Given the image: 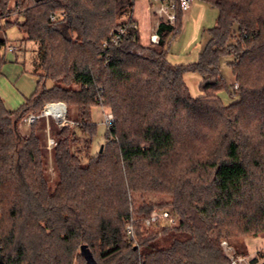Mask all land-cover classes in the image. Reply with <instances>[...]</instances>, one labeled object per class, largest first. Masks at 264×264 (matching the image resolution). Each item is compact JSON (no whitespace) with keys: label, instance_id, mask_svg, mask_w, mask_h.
Instances as JSON below:
<instances>
[{"label":"trees","instance_id":"1","mask_svg":"<svg viewBox=\"0 0 264 264\" xmlns=\"http://www.w3.org/2000/svg\"><path fill=\"white\" fill-rule=\"evenodd\" d=\"M137 1L0 0V31L17 26L23 42L40 44L45 80L16 111L0 97V166L12 181L9 192L0 184V264H77L75 247L89 264L83 245L94 264H232L224 241L264 234V0H199L219 16L187 65L170 63L167 44L183 28L180 0H167L176 23L160 20V42L147 46L137 22L122 20ZM17 9L25 16L13 22ZM124 26L121 43L104 47ZM6 47L0 40V74ZM226 57L234 58L231 86ZM189 75L202 80L197 98ZM48 103L65 104L78 123L58 133L53 183L37 122L21 130ZM96 107L114 123L92 155ZM157 209L176 224L146 228Z\"/></svg>","mask_w":264,"mask_h":264},{"label":"rangeland","instance_id":"2","mask_svg":"<svg viewBox=\"0 0 264 264\" xmlns=\"http://www.w3.org/2000/svg\"><path fill=\"white\" fill-rule=\"evenodd\" d=\"M151 2V0H150ZM154 6V5H153ZM151 6L149 4V0H139L135 6V18L139 20V29L141 32V43L147 46L150 45V35L152 33H156V25L158 23V16L151 18L150 13ZM16 11H24V9H17ZM14 11V12H16ZM12 12L11 14H13ZM185 16V15H184ZM219 16L218 9L214 6L206 4L202 1L195 0L192 3V8L186 13V16L183 20V28L181 33L178 36L171 34L167 38V44L169 47V52L171 55L183 58L190 55L194 50H201L204 42V33L206 30L212 29L215 27L217 19ZM131 17L130 13H126L122 20ZM10 20L14 22L16 17H10ZM4 23H2L3 26ZM24 34L17 26H11L6 30V32L0 31V40H5L8 46H16L17 51L15 54H11L3 49L2 56L5 59V64L1 69L0 74V89L1 95H3V99L6 102V108L10 111H16L20 108L22 104L14 103V94L9 91L4 85V81H6L9 77L12 79V83L15 85L17 83V78L13 75L16 74L14 67H18L19 70L24 74L27 80L30 81L32 94L28 98H30L36 90L37 83L39 78L41 82H44L43 71L38 68L41 64V56H40V44L25 41L23 42ZM16 59V60H15ZM234 60L233 57H226L222 60L221 63V73L223 78L225 79L228 86H231L234 83V78L231 74L230 68L228 64ZM7 75V78L5 76ZM198 78L191 77L188 80V85L191 89V95L193 98L198 96ZM46 89H49L53 86L51 81H46ZM236 89V88H235ZM7 97V100L5 99ZM225 97V96H224ZM229 99V98H228ZM8 100L10 102H8ZM230 101V100H229ZM11 103V104H10ZM50 104V103H48ZM63 104V103H62ZM65 105V104H64ZM66 106V105H65ZM67 108V115L65 121L69 124L61 125L60 122L55 121L52 117H42L38 122L37 126L40 127L44 119H49L51 124L48 140L54 139L57 143L58 133L63 128H75L77 127V115L74 113L75 111ZM110 110L106 108L96 107L92 111V120L96 124V135L91 138L92 146L91 153L92 155H96L97 152H100L101 146H105L106 135L108 128L105 125V117L110 114ZM34 114V113H33ZM35 115H38L35 113ZM40 115V114H39ZM22 124H26L22 122ZM72 124V125H71ZM28 125V124H27ZM1 142V140H0ZM2 145V142L0 143ZM57 146V145H56ZM55 146V147H56ZM55 147L52 149L54 150ZM47 155V150L45 151ZM101 154V153H100ZM48 180L53 183L55 178L54 170L49 169L47 172ZM0 184H4L6 186L7 191L9 192L12 187V181L9 174L5 171L4 167L0 166ZM152 198V197H151ZM162 199V198H161ZM157 196H154V200H162ZM140 204V200H138V196L135 197L134 207ZM227 243L226 246H223L225 254L229 259L240 258L243 261V264H264V234L260 235V237L254 239L251 237H239L234 238L228 241H224ZM223 242V243H224ZM222 243V244H223ZM248 245V246H247ZM246 246V249H245ZM249 248V249H248ZM74 252L77 255L75 262L78 264H85L84 260L80 257V247H75ZM79 257V258H78ZM98 259V257H96Z\"/></svg>","mask_w":264,"mask_h":264},{"label":"built area","instance_id":"3","mask_svg":"<svg viewBox=\"0 0 264 264\" xmlns=\"http://www.w3.org/2000/svg\"><path fill=\"white\" fill-rule=\"evenodd\" d=\"M195 0H180L179 1V6L185 15L186 13L189 12V10L192 8V3ZM154 5V6H153ZM151 8L154 11V13L160 18V20H163L165 23L168 25H175L176 23V6L169 3L167 0H151ZM16 17L22 18L25 16L24 11H16L13 14L10 15V17ZM63 14L61 15H52L51 16V22H56L59 18L63 19ZM6 18H0V26H2V23H4ZM127 26H124L115 32L112 33L111 39L109 42L104 43V47H111V46H118L121 41L123 40L125 33H126ZM160 42V37L156 33H153L150 36V43L153 45H158ZM17 47L16 46H8L7 51L9 53H14L16 51ZM235 88L237 89L238 86L236 85ZM67 115V108L64 104L62 103H50L47 104L43 110V112L40 115H35V114H30L24 119V123L32 126L36 122H38L42 117H52L55 121L60 122L61 125L64 124H69L68 122L65 121ZM105 125L107 128H111V126L114 123V116L112 113L106 115L105 117ZM72 125V124H71ZM48 145L50 148H53L57 145V142L54 139H49L48 140ZM177 222V219L168 211H163V210H155L152 215L144 220V224L146 228H152L157 224H167L169 226L175 225ZM136 220L130 219L129 221L126 222L125 224V229L127 231V234L130 236V238L133 241H136L137 239V232H136ZM223 246H226L227 243L224 242L222 244ZM231 263L232 264H243L242 259L237 258H231Z\"/></svg>","mask_w":264,"mask_h":264},{"label":"crops","instance_id":"4","mask_svg":"<svg viewBox=\"0 0 264 264\" xmlns=\"http://www.w3.org/2000/svg\"><path fill=\"white\" fill-rule=\"evenodd\" d=\"M138 2V1H137ZM136 2V4H137ZM149 4L151 6V2L149 0ZM136 6V5H135ZM150 13H151V18L153 17H156V15L154 14V11L152 9H150ZM186 16V14H185ZM184 16V17H185ZM136 22L137 24H139V20L137 18H135V8H134V11L132 13V16H131ZM159 22H160V18H158V23L156 25V31H157V28L159 26ZM140 25V24H139ZM138 25V26H139ZM153 34V33H152ZM151 34V35H152ZM150 35V36H151ZM142 43H144L142 41ZM17 51V49H16ZM16 51L14 53H11V54H15ZM8 52V51H7ZM198 55H199V50H194V52H192L190 55L186 56V57H183V58H178V57H175L171 54H169V61L170 63H172L173 65H187V64H191V63H194L196 62L197 58H198ZM16 60V59H15ZM15 70V73L16 74H13L16 78H17V83L14 85L12 83V79L11 77H9L6 81H4V85L6 86V88L11 91L15 96H14V103L16 104H24L26 102V100H28L30 94H32V89H31V85L30 84V81L26 79V77L24 76V74L19 70L18 67H14L13 68ZM6 78H7V75L5 74ZM191 77H196L198 78V85L200 87V84H201V78L198 76V75H189L187 76L186 78V82L188 84V80L189 78ZM189 86V85H188ZM199 87H198V90H199ZM190 88V87H189ZM36 89H37V86H36ZM36 91V90H35ZM191 91V89H190ZM0 92H1V89H0ZM35 93V92H34ZM33 93V94H34ZM200 95V91H198V96L199 97ZM3 95H1L0 93V97L2 98V100L4 101V104L6 106V102L5 100L3 99L2 97ZM32 97V96H31ZM30 97V98H31ZM196 97V98H197ZM7 100V97L5 98ZM8 102H10L8 100ZM229 102V99L227 96L224 97V103L225 104H228ZM11 104V103H10ZM21 105V106H22ZM20 106V107H21ZM75 113V112H74ZM52 122V121H51ZM49 119H44V121L42 122L41 126L38 128V135L40 136L42 142H43V145H44V149L45 151L47 150V155H46V162L48 163V166H49V169L51 170H54L55 172V165H54V158H53V149L49 147L48 145V138H49V134L51 133L50 131V127H51V123ZM21 130L24 134H28L30 133L31 131V126L30 125H27V124H22L21 125ZM248 246V245H247ZM245 249H246V246H245ZM249 249V248H248Z\"/></svg>","mask_w":264,"mask_h":264},{"label":"water","instance_id":"5","mask_svg":"<svg viewBox=\"0 0 264 264\" xmlns=\"http://www.w3.org/2000/svg\"><path fill=\"white\" fill-rule=\"evenodd\" d=\"M102 151H103V146H101L100 148V153H102ZM81 254L89 261V264H94L90 257V251L86 245H83L81 247Z\"/></svg>","mask_w":264,"mask_h":264}]
</instances>
